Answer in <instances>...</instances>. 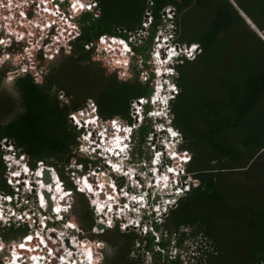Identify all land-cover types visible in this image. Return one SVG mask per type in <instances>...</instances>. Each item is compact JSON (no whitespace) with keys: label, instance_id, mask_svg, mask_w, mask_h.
Instances as JSON below:
<instances>
[{"label":"trees","instance_id":"obj_1","mask_svg":"<svg viewBox=\"0 0 264 264\" xmlns=\"http://www.w3.org/2000/svg\"><path fill=\"white\" fill-rule=\"evenodd\" d=\"M97 1L100 17L92 19L90 14H84L81 36L68 44L60 45L51 37L41 36V44L32 49L30 59H22L24 53L20 58L19 54L11 59L5 54L1 56L0 141H12L28 155L31 165L36 160L53 164L67 187H71L64 167L73 162L86 166L87 160L74 151L79 132L69 122L68 115L91 99L103 120L118 116L132 123L131 102L150 96L153 90L149 82L139 79L135 66L120 65L108 59H114L118 51L124 54L119 44L107 43L110 50L106 53L84 49V43L102 33L113 34L119 26L129 30L140 27L149 10L152 22L146 40L150 44L161 22L163 8L171 5L175 9V40L198 43L201 48L195 59L184 60L174 67L178 91L169 103L171 125L180 131L183 148L192 153L185 170L199 183L177 201L169 212L172 226L164 227L177 230L189 225L194 228L189 233L191 238L195 239L197 232L207 237L211 248L204 251V264H264V163L261 160L264 159V41L245 25L240 15H247L264 34V0ZM19 10L21 8L11 13L5 23L6 33L15 37L25 22ZM192 23L197 26L193 30ZM230 45L237 48L235 52H229ZM144 47L146 45L135 50L142 54ZM225 51L233 56V61H222ZM52 52L57 54L47 57ZM9 64L12 68L18 67L8 79L3 70ZM43 64H46L43 77L36 81L34 71ZM3 80L12 81L10 90L1 87ZM59 93L63 94V99ZM148 121L146 119L138 128L139 144L145 142L151 130ZM255 163L259 167L258 176L251 174ZM251 183L260 186V203H252L243 189ZM239 190L245 195L237 194L232 201L230 194ZM0 191H9L1 152ZM79 212L82 223L90 227L93 220L87 204ZM219 216L231 222L229 241L222 249L218 247L221 230L214 226ZM158 227L154 225L156 230ZM18 235L14 233L13 237ZM90 238L109 247L108 251L103 249L106 254L101 264L110 261L112 264H141L129 256L135 233H122L115 227ZM121 238L126 248H122L118 257L116 250L110 247L118 245ZM146 240V249H151L152 236ZM167 243L161 240L156 244L165 248ZM229 251L238 255L230 258ZM0 264H3L2 259ZM154 264H179V261L157 252Z\"/></svg>","mask_w":264,"mask_h":264},{"label":"built area","instance_id":"obj_2","mask_svg":"<svg viewBox=\"0 0 264 264\" xmlns=\"http://www.w3.org/2000/svg\"><path fill=\"white\" fill-rule=\"evenodd\" d=\"M83 5V7H81ZM21 8L18 13L24 15L25 22L22 25L23 29H18V33L25 32L24 36L15 38L13 34H7L5 31V23L10 19L11 13ZM84 14H90L92 19H96L101 15V9L97 0H0V58L3 54L8 59L14 58L19 52L25 53L26 58L30 59L31 51L33 48H37L41 42V36L55 40L60 45L68 44L75 38H78L82 34V17ZM175 9L173 6L168 5L163 8L161 13V22L156 27V33L153 38L152 50L149 54V58L138 53L135 48L142 47L144 39H147L149 35V27L151 26L152 16L149 10L146 11L145 16L141 22V26L129 30L124 27H116L115 33H102L97 37L84 43V49H94L98 52H106L110 50L107 48L106 40L111 42L122 43L124 50V56L121 51L115 55L114 59L108 58L111 62H116L120 65L128 66L131 61H139V74L145 75L143 82H149L153 90L148 97H139L131 102L133 115V126L136 127L139 124L145 122V120H151L152 129L146 134L145 145L151 146L153 149L152 157L153 162L156 163L163 160V157H169L170 161L168 166L170 170L175 163V158L178 157L177 164L175 165V172L172 177V182L176 183L180 177L188 175L191 182L180 183L173 191L177 196L186 194L192 187L197 186L199 183L193 175L185 170L186 164L190 161V155L186 149H179V144L182 140L180 131L171 125V112L167 104L162 103L160 108L154 109L148 104H154L156 95L162 92V89L167 88V97H174L178 89L174 83L176 76V70L171 65H168L167 61L173 60L175 54L184 53L189 60L193 59L192 52L199 51V45L186 43H179L176 38V25L174 22ZM125 36H122V34ZM12 41H16L18 46L10 47L13 44ZM17 48V50H16ZM193 49V50H192ZM14 51V53H13ZM8 52H11L10 54ZM56 52L49 53L47 57L56 55ZM165 59H161V57ZM21 55H19L20 58ZM22 59L23 58L21 56ZM54 58V57H52ZM50 58V60L52 59ZM133 59V60H132ZM47 61V58L44 60ZM124 61V63H121ZM165 61V62H161ZM161 62V63H160ZM167 62V63H166ZM164 64V66H162ZM46 64H43L34 71L36 81L39 80L41 74L45 72L44 68ZM162 67L166 68V72L163 73ZM59 97L63 99V94L59 93ZM148 105V109L145 114V106ZM84 112L92 114L94 118V124L89 125L84 120ZM69 122L79 132L77 136L78 147L77 151L84 155L87 160V165L82 163H74V165H68V176L70 178L71 187L67 188L66 181L60 177L56 167L53 164L45 162L43 160H36L33 165L30 164L28 155L23 152L21 148H17L14 143L7 139L0 141L1 159L4 165V179L8 187V192L0 191V236L2 232L8 231V229L20 230L19 235L11 240L5 241V247L0 248V259L3 264H29L28 260L31 259L33 263L36 260V264H59L61 252L70 250L73 252V257L70 264H98L99 263V251L101 253L103 242L98 239L90 238V235H99L104 233L108 229L117 227L120 231L133 228L140 231L141 234L147 235L149 230H152L150 219V211L145 213L144 227H136L137 217L129 216L131 221H134L132 226L128 222L121 219V215L129 208L127 200L118 202V195H130L125 187H118L116 178L113 181L109 180L108 170L105 167H101L98 163L97 156H106L96 151L97 147L106 149L108 144H111V140H114L117 132L120 134L123 131L130 130L131 127L119 118H112L103 120L97 112L96 103L89 99L86 104L71 112L68 115ZM143 119V120H141ZM141 121V122H140ZM172 130L174 137L170 136L169 130ZM113 134V135H112ZM150 134H162L161 137H167L166 140H157V143L152 142L153 138L149 137ZM170 137V139H168ZM156 140V139H155ZM168 141L173 146L170 150L169 146H164V143ZM169 151V152H168ZM150 152V151H149ZM148 151L138 150L135 151L134 156L140 158V164H145ZM93 164V166H91ZM89 166V167H88ZM64 167V168H65ZM92 167V168H91ZM95 168H98L96 171ZM44 169H47L50 174L51 182H44ZM153 166L149 169L142 170L140 172L141 177H146L149 170H153ZM106 172L110 184L113 185L111 189L113 193V206H117L116 212L109 213L108 210L103 212L97 208L94 209L95 197L93 198L86 186H80L76 183L78 176L85 178L92 184H97V179L94 182L88 179L95 173ZM81 172V174H79ZM186 172V174H185ZM154 173V172H153ZM139 174V172H138ZM67 175V174H66ZM130 175V173H129ZM191 175V176H190ZM104 180V181H108ZM40 183V185L38 184ZM55 183L63 190L65 197L64 200L59 201L58 211H54L55 206L50 190L42 189L41 184L44 186H50ZM109 183V182H105ZM110 185V186H111ZM44 200V204L40 199V196ZM47 191L50 194L51 206L48 210V202L45 198L43 191ZM172 192V191H171ZM68 193V194H67ZM76 194H83L89 203L88 207L91 210L92 225L90 227L85 226L82 221H78L72 212V197ZM98 194H101L98 192ZM177 196H167L160 204L156 203V211L158 215L156 220L160 221L161 210H165L167 205L170 206L173 202L176 203ZM91 197V198H90ZM62 199V198H61ZM110 201V199H108ZM132 205V204H131ZM175 205V204H174ZM127 206V207H126ZM105 208V207H104ZM161 208V209H160ZM123 209V210H122ZM132 210L140 213L141 217L143 213L139 208L137 210L131 207ZM122 210V211H120ZM109 214V217H107ZM74 217V219H73ZM101 224L102 228H98ZM143 229V231H141ZM132 230V229H131ZM60 233H59V232ZM154 233V230H153ZM155 234V233H154ZM43 239L44 242H41ZM67 241V242H66ZM201 241V240H199ZM0 239V244H1ZM69 243L73 244V249H69ZM200 243V242H199ZM192 245L191 255L185 253L184 250L180 254L179 264H199L205 261V250L211 248L210 243H200ZM24 245H26L24 247ZM88 246V248H86ZM159 250V245H156ZM7 247V249H6ZM202 247V248H199ZM19 251L21 254H18ZM87 249H91L89 253ZM164 249V248H162ZM184 251V252H183ZM37 257L35 259V254ZM139 249L136 250L138 254ZM160 252V251H159ZM161 253V252H160ZM163 255V254H162ZM102 256V254H101ZM92 257V259H90ZM170 260H175V249L173 253L168 255ZM75 258H78L75 262ZM77 261L79 263H77Z\"/></svg>","mask_w":264,"mask_h":264},{"label":"rangeland","instance_id":"obj_3","mask_svg":"<svg viewBox=\"0 0 264 264\" xmlns=\"http://www.w3.org/2000/svg\"><path fill=\"white\" fill-rule=\"evenodd\" d=\"M229 2H233V0H229ZM240 13V12H239ZM240 15L243 17V19H244V23H245V25L247 24L248 26H249V29H251V30H253V31H255V33L257 32L259 35H260V38L264 41V34L262 33V31H258L257 30V28H256V26L253 24V22L248 18V16L247 15H245V14H242V13H240ZM192 22L193 21H195V20H191ZM196 22V21H195ZM191 23V22H190ZM197 26L195 25V23H192V27H191V29L193 30L194 28H196ZM17 34V36L15 37V38H18V37H22V36H24V33L23 34H20V33H16ZM180 35V34H179ZM108 41V40H107ZM13 42V44H11V46L10 47H13V46H18V43L16 42V41H12ZM180 43H184V42H180ZM143 45H146V48L143 50V53H142V55L143 56H145V59H148L149 58V54H150V52H151V50H152V46H153V42L152 43H150V44H148L147 43V40L146 39H144V41H143ZM121 46H122V44H121ZM122 48H123V46H122ZM139 48H141V47H139ZM230 50H229V52L230 53H233V52H235L236 51V49L237 48H235V47H233L232 45H230ZM16 50H17V48H16ZM263 51V50H262ZM228 51H225V52H223V54H222V57L224 58L222 61H233V56H231V54L229 53ZM9 54L11 53V52H8ZM13 53H14V51H13ZM19 55L21 54L22 55V52H19L18 53ZM25 54V53H24ZM24 58H26V55H25V57ZM133 60V59H132ZM262 60L264 61V52H262ZM10 62V61H9ZM167 63V62H166ZM131 65H133V66H135V68H136V70L138 71V77H139V79L141 80V81H144L145 80V75H143V76H141L140 74H139V67L138 66H140V63H139V61H136V60H134V61H131L130 63H129V66H131ZM17 67H18V65H16V66H14V68H12V64H9V66L8 67H4V72H3V74H7L8 75V79L11 77V72H14L16 69H17ZM35 71H39V70H35ZM42 77H43V74H41L40 75V77H39V80L40 79H42ZM1 87H4V88H6V89H11L12 88V81H10V80H3V82H2V85H1ZM167 88H163L162 89V92H160V93H158L157 94V96H156V98L157 99H161V100H164V99H166V97H167ZM152 108H154V109H157V108H160V105H158L157 103H154L153 104V106H151ZM131 116H133L132 114H131ZM119 119H121V118H119ZM122 121H124V122H121V124H123V123H125L126 121L124 120V119H121ZM141 120H143V119H141ZM141 122V121H140ZM127 123V122H126ZM148 123L149 124H151V120L150 121H148ZM151 129H152V127H151ZM162 136V134H154L153 135V137H152V135L150 134V136L149 137H151V138H153V141H151V143L152 142H154L155 141V143H157V140L158 139H160V140H166V138L167 137H161ZM156 139V140H155ZM138 140H139V135H138V133H136V135H135V141H136V145H137V147H136V149H135V151L138 153V150L139 149H141L142 151L143 150H146V151H148V153H147V157L149 158L150 156H151V154H152V152L151 151H153V149H150L151 148V146L149 147L148 145H145L144 143H142V144H139V142H138ZM183 138H182V140H181V143L179 144V149L181 148V149H186L187 151H188V153H189V155H190V157H191V151L189 150V149H187V148H183ZM138 144L140 145V146H138ZM77 147H78V145H77ZM77 147H76V149H77ZM74 151H76L77 152V150H74ZM150 151V152H149ZM78 153V152H77ZM78 155L79 156H81V157H83L81 154H79L78 153ZM262 161H263V163H264V159L262 158L261 159ZM133 161L135 162V159H134V157H133ZM145 161H146V159H145ZM114 163H116L117 165H119V167H122V164L121 163H117V161H115ZM175 164H177V162H175ZM68 165H74V162L73 163H70V164H68ZM67 165V166H68ZM91 166H93V164H91ZM89 167V166H88ZM101 167H102V165H101ZM92 168V167H91ZM148 169V168H147ZM147 169H146V171H147ZM108 170V169H107ZM258 170H259V167H258V163H255V165L253 166V172L251 173L252 175H254L255 173H257L258 172ZM64 171H65V175H66V177H67V180H69L70 181V178H69V174H68V171H67V167H65L64 168ZM139 173L141 172V171H138ZM108 174H109V180L110 181H113L114 179V177L115 178H117V175H114L113 173H111V172H108ZM185 174H186V172H185ZM258 174L259 173H257L256 174V176H258ZM191 176V175H190ZM179 181L183 184V183H189V182H191V180H190V178H189V176L186 174V175H184V176H182V177H180L179 178ZM250 181V180H249ZM248 182V181H247ZM139 183V185H140V187H143V186H148L149 184H147V185H143L141 182H138ZM198 184V183H197ZM67 187V186H66ZM67 188H70V187H67ZM244 189V191L246 192V193H248V196L250 197V198H252L250 201L252 202V203H260V186H258L257 184H255V183H251V185L250 186H248L247 187V189L246 188H243ZM61 190V189H60ZM143 190V189H142ZM243 190H239L238 192H232L231 194H230V196L232 197V201L234 200V198H235V196H237V194L239 195V196H244L245 195V192H244ZM262 193H263V195H264V189H262ZM236 194V195H235ZM133 196V195H132ZM129 197H130V195H129ZM91 198V197H90ZM82 199V200H81ZM80 200H81V203H79L80 202ZM95 200H96V198H95ZM177 203V202H176ZM176 203H175V206H176ZM86 204H88L89 205V203L87 202V199L83 196V194L82 195H79V194H76V195H74L73 197H72V212H73V214L75 215V217L76 218H79V211L80 210H82L84 207H85V205ZM56 205H57V207H58V204L56 203ZM88 205H87V207H88ZM174 206V207H175ZM107 207V206H106ZM173 207V208H174ZM212 207H213V205H212ZM105 210H108V209H106L105 208ZM89 211H91L90 209H89ZM235 212H236V210H235ZM124 215L125 216H128L127 215V213L125 212L124 213ZM132 216V215H131ZM1 219V218H0ZM78 221H80V218L78 219ZM161 221H162V219H161ZM200 224V223H199ZM231 222L229 221L228 223H227V221L226 220H224L222 217H218V219L217 220H215L214 221V226H215V228L217 229V230H221V237H219L218 238V240H219V248L220 249H222L223 248V246H224V244L226 243V241H229L228 240V237L229 236H227V234H228V229L231 227ZM164 225H169V226H172V218H171V216L169 215V213H168V215L166 216V217H163V223L161 224V223H159V227H158V231H156L155 233L156 234H154V233H152V235L150 234V233H148L147 235H143V234H141L140 233V231H138V230H135V229H133V228H130V229H127V230H125V231H120V232H122V233H135V235H136V238H135V241H134V244L132 245L133 247L131 248L132 249V252H130V254H129V256H130V258L131 259H133L134 261H136V262H141V264H154V262L156 261V258H157V253H156V251H160L161 252V254H163V255H165V256H168V255H170V254H172L173 253V250H172V248H171V246L173 245V244H177V245H179V246H183V243H179L178 241H179V239H180V235L181 236H183L181 233H182V231H185L186 233H189V232H191V231H193L194 230V228L192 227V226H189V225H184V226H181V227H179L177 230H175V229H165V227H164ZM225 225V226H224ZM195 226L198 228L199 227V225L198 224H195ZM229 227V228H228ZM171 228V227H170ZM114 229V228H113ZM132 229V230H131ZM141 231H143V229H141ZM17 232H20V230H18V229H8V231H6V233H5V236H3L2 235V237L0 236V239H1V244H0V248H3V247H5V241H7V240H11V239H13L12 237H13V234L14 233H17ZM12 236L10 239H8L7 238V236ZM150 236H152V241H153V243H154V245H152L151 246V249H146V245H147V240H146V238L147 237H150ZM233 236V235H232ZM198 238H200V240L202 241V242H204V243H206V241H208L207 240V237H205L201 232H197V237L194 239V240H198V242H196L197 243V246L201 243V241H199V239ZM124 240V239H123ZM123 240H122V238L121 239H119V244L118 245H116V246H114L113 248H111L110 247V250H116V253H117V256L118 255H120L122 252H123V250H122V248L123 249H125L126 248V245H124V243H123ZM161 240H163V241H165V242H168L167 243V245L165 246V248L164 249H162V248H159V250L157 249V244H156V242H160ZM189 242H191L192 240L191 239H189L188 240ZM200 242V243H199ZM192 243L194 244L195 242H193L192 241ZM124 245V246H123ZM105 247V248H104ZM140 248V249H139ZM6 249H7V247H6ZM106 249L107 251L109 250V247L106 245V243H104L103 244V246H102V250H101V253H100V251H99V256H100V259H99V263L98 264H101V262L103 261V257L105 256V254H106V252L104 251V250ZM139 249V253L137 254L136 253V250H138ZM103 251V252H102ZM66 254L68 255V256H66ZM65 255H63L62 257V262L64 261V260H68V261H70L71 262V258L69 257V255L70 256H72L73 255V252L70 254V253H66ZM101 254H102V256H101ZM238 255L236 252H232V251H229L228 253H227V255L230 257V258H232V256L233 255ZM240 255H243V254H240ZM119 257V256H118ZM169 258V257H168ZM204 264L205 263V261L204 262H200L199 264ZM109 264H112V262L110 261L109 262Z\"/></svg>","mask_w":264,"mask_h":264},{"label":"clouds","instance_id":"obj_4","mask_svg":"<svg viewBox=\"0 0 264 264\" xmlns=\"http://www.w3.org/2000/svg\"><path fill=\"white\" fill-rule=\"evenodd\" d=\"M190 44L186 43V45H190ZM192 44L199 45L198 43H192ZM200 51H201V48L199 45V51L192 52L193 54H195L193 59H195V57L200 53ZM172 57H173V60L167 61L168 62L167 64L171 65L172 67H175L177 64L181 63L184 60H189V58L184 53H181V54L179 53V55L175 54ZM193 59H191V60H193ZM173 98L174 97H169L168 99H164V100L155 98L154 103H157L158 105H162V103H164V104H167L169 106V103ZM148 105L152 106L151 103ZM131 110H132V105H131ZM145 112H146V110L144 111V114H145ZM127 124L131 127V129L127 130V131H123L121 133L122 134L121 135L122 140L120 141V144L123 146V149L120 151L116 150L115 152H109V150H107V149L97 147L96 148L97 152H100L101 154L106 155V156H97V159H98V163H100L102 165V167H105L106 169L112 168L111 173H113L114 175L117 174L116 182L120 183V185L117 184L118 187H121V186L125 187L126 190L128 191V193L130 194V197H129V195H127V196L122 195V194L118 195V202H123V201L127 200V203L129 206V208L125 210V212L127 213L128 216H125L124 215L125 212H124L121 215V219L130 223L129 225L132 226L134 221H131V219L129 218V216L132 215L134 217H137L136 227H144V224H145L144 219L146 218L145 213L147 211H150L151 212L150 213V216H151L150 219L152 220V222L150 224L152 226V230H149L147 232V234L150 233L152 235L153 230H154V233L156 231H158L154 228V225L159 226V223L162 224L163 223V217H166L168 215V213L170 212V210L175 206L174 202L170 206L167 205V208L165 210H161V214H159L162 221L161 220L157 221L156 218L158 215L156 214V211L159 210V207L156 209V207H155L156 203L160 204L162 202V199L164 200L167 196H170V195L177 196V194H175L173 190L176 187H178L181 182L179 181V179L176 180V183L172 182L171 179H172V177H175V176L173 175L172 172L169 171L170 166H168L169 162H167V161L168 160L170 161V158L168 156L165 157V159L163 157V160H160L156 163L153 162L152 157H149V158L146 157L145 164H140L141 159L136 158V156H134L133 154H134L135 149L137 147L136 141H135V135H136L138 128L141 124H139L136 127H134L132 125L133 122L127 123ZM138 146H139V144H138ZM78 153L81 154L80 152H78ZM81 155L84 156L83 154H81ZM133 157L135 159V162L133 161ZM115 161H117V163H121L122 167H119L116 163H114ZM114 166L119 167L120 170L118 171V173L115 172ZM152 166L154 169L152 171L149 170L146 177H141L140 173L138 174V171H142V170H145L147 168L149 169ZM129 173H130V175H129ZM162 176L166 177L165 182H162L161 184L158 185L157 179L159 177H162ZM138 182H141L143 185H147V184H149V185L147 187L146 186L140 187ZM183 196H184V194L177 196L178 200ZM139 199L141 200V203H135L136 200H137L136 202H139L138 201ZM132 206L136 210H137V208L140 209V211L143 213L142 217H141L140 213L131 209ZM189 233L182 231L181 234L183 236L180 235V239L178 242L183 243V246H179L177 244H173L171 246L172 250L175 249V256H176L175 260H178L179 263L181 262L180 261L181 251L184 250L185 253H188L189 255H191L192 245H193L192 241L195 242V244H197L196 242H198V240H194V238H191L189 236ZM189 239H191L192 241L189 242L188 241ZM156 243H159V241ZM157 252H159V251H156V253Z\"/></svg>","mask_w":264,"mask_h":264},{"label":"bare ground","instance_id":"obj_5","mask_svg":"<svg viewBox=\"0 0 264 264\" xmlns=\"http://www.w3.org/2000/svg\"><path fill=\"white\" fill-rule=\"evenodd\" d=\"M109 42H111V40H106V42H105V44H107V43H109ZM113 43H116V44H119L120 46H121V44L122 43H117V42H113ZM122 46H123V44H122ZM122 46H121V48H122ZM126 48L125 47H123L122 48V50H123V52H124V50H125ZM165 58H168V57H166V55L164 56V58L163 57H161V59H165ZM161 62H165V61H161ZM160 62V63H161ZM162 66H164V64L162 65ZM162 69V71H163V73H165L166 72V68L165 67H162L161 68ZM84 120L89 124V125H93L95 122H94V118L92 117V114L91 113H88V112H84ZM169 133L171 134L170 136H173L174 137V133H172V130L170 129L169 130ZM113 135V134H112ZM121 135L122 134H120L119 132H117V134H116V137H115V139L114 140H111V144H108V145H106L105 147H107L106 149L107 150H109V152H115L116 150H119V149H123V147L121 146V144H120V141L122 140V138H121ZM168 139H170V137H168ZM171 143H169L168 141H166V143H164V146H169V148H170V150H172L173 149V146L172 145H170ZM119 146V147H118ZM120 151V150H119ZM169 152V151H168ZM107 165V164H106ZM175 163L173 164V167H172V169L170 170L169 169V171L170 172H175L176 170H175ZM119 166V165H118ZM118 166H114V170H115V172L116 173H118V171L120 170L119 169V167ZM112 169V168H111ZM111 169H108V171L109 172H112V170ZM95 175L96 176H94L97 180V186L98 187H96L94 184H92L91 182H89V181H87L85 178H81V177H79L78 176V179H76V183H79V185L82 187V186H86L87 187V189H88V192H89V194L94 198H96V202H95V204H94V209L95 208H97V209H99V210H102L103 212H106V210H105V208L106 209H110L109 210V213H114V212H116L115 211V209L116 208H118L117 206H113V202H112V199L111 198H113V194L112 193H107V189H106V185L105 184H103V183H101L100 181V179H99V175H100V173H95ZM117 175V174H116ZM165 179H166V177H164V176H162V177H159L158 179H157V182H158V185L159 184H161L162 182H165ZM100 180V181H99ZM51 182V181H50ZM38 184L40 185V183L38 182ZM41 187H42V189H47V190H50L51 191V194H52V198L54 199V201H53V203H54V205L53 206H55V208H54V211H58V208H59V206L57 207V205H56V203L59 205V204H61V203H58L57 201H58V199H59V201H62V200H64L65 198H63V197H65V195L66 194H64L63 192V190H60L61 188L60 187H58V186H55V183H52L51 184V187L50 186H44L43 184H41ZM100 191H106V193H107V195H106V198L104 199V197H102L103 198V200L101 201V200H99L98 199V196H100V195H98V192L100 193ZM38 194H39V190H38ZM68 194V193H67ZM39 196H40V194H39ZM62 198V199H61ZM40 199H41V201H42V204H44V200H43V198L40 196ZM108 199H110V201L108 200ZM137 201V200H136ZM135 201V203H141V200L139 199L138 201L139 202H136ZM107 206V207H106ZM105 207V208H104ZM127 207V206H126ZM123 210V209H122ZM122 210H120V211H122ZM107 217H109V214H107ZM73 219H74V217H73ZM59 232V231H58ZM60 233V232H59ZM41 242H44L43 241V239H41ZM72 243H69V249H73V247H72ZM86 248H88V246H86ZM87 250H89L88 252L89 253H91V249H87ZM18 252V254H21L19 251H17V249H16V253ZM66 253H72V251H70V250H66L65 252H61L60 254H61V257H60V259H59V264H70L71 262L70 261H68V260H64L63 262H62V256L63 255H65ZM34 256H35V259H36V257H37V253L36 252H34ZM74 255V254H73ZM70 256L69 255V257L71 258L70 260H72V258L73 257H75V256ZM66 256H68L67 254H66ZM78 258H75V262H76V260H77ZM90 259H92V257H90ZM35 262L33 263V261L31 260V259H29L28 260V263L29 264H36V260H34ZM77 263H79L78 261H77ZM17 264V263H16ZM19 264V263H18Z\"/></svg>","mask_w":264,"mask_h":264},{"label":"water","instance_id":"obj_6","mask_svg":"<svg viewBox=\"0 0 264 264\" xmlns=\"http://www.w3.org/2000/svg\"><path fill=\"white\" fill-rule=\"evenodd\" d=\"M115 118H118V117L116 116ZM95 170L97 171L98 168H95ZM43 172H44V177H43L44 182H45V183L50 182V181H51V178H50L49 171H48L47 169H44ZM79 174H81V172H79ZM94 178H95L94 175H92L91 177H88V179L91 180L92 182L95 181ZM105 179L108 180L107 177H105ZM108 181H109V180H108ZM43 193H44V195H45V198L47 199V202H48V210H49V209H50V206H51L50 194H49L47 191H45V190L43 191ZM100 196H103V193H101ZM98 228H102V225L99 224V225H98ZM66 242H67V241H66Z\"/></svg>","mask_w":264,"mask_h":264},{"label":"flooded vegetation","instance_id":"obj_7","mask_svg":"<svg viewBox=\"0 0 264 264\" xmlns=\"http://www.w3.org/2000/svg\"><path fill=\"white\" fill-rule=\"evenodd\" d=\"M121 146H122V145H121ZM122 147H123V146H122ZM119 150H122V149H119ZM105 176H107L106 172H103V171H102V172L100 173V175H99V179H100L101 181H100V180H99V181H100L101 183H103V184L106 185V189H107L106 191H107V193H112V190H113V189H111V188H112L113 185L110 184V181H104V180H106V179H105ZM105 182H109V183H105ZM117 184L120 185V183H118V182H117ZM94 185H95L96 187H98L96 183H95ZM110 185H111V186H110ZM106 191H100V193H103V196H98V199H99V200L102 201V200H103L102 197H104V199L106 198V195H107ZM112 194H113V193H112ZM98 195H100V194H98ZM109 210H110V209L108 208V211H109ZM72 247H73V245H72Z\"/></svg>","mask_w":264,"mask_h":264},{"label":"snow or ice","instance_id":"obj_8","mask_svg":"<svg viewBox=\"0 0 264 264\" xmlns=\"http://www.w3.org/2000/svg\"><path fill=\"white\" fill-rule=\"evenodd\" d=\"M81 7H83V5H81Z\"/></svg>","mask_w":264,"mask_h":264}]
</instances>
